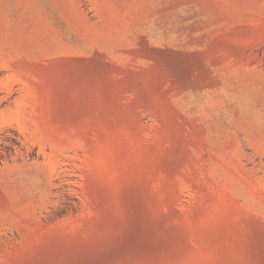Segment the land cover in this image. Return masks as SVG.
<instances>
[{
    "label": "rangeland",
    "instance_id": "1",
    "mask_svg": "<svg viewBox=\"0 0 264 264\" xmlns=\"http://www.w3.org/2000/svg\"><path fill=\"white\" fill-rule=\"evenodd\" d=\"M0 264H264V0H0Z\"/></svg>",
    "mask_w": 264,
    "mask_h": 264
}]
</instances>
